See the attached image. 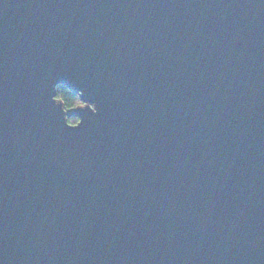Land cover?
<instances>
[{
  "label": "water",
  "instance_id": "1",
  "mask_svg": "<svg viewBox=\"0 0 264 264\" xmlns=\"http://www.w3.org/2000/svg\"><path fill=\"white\" fill-rule=\"evenodd\" d=\"M0 264H264V0H0Z\"/></svg>",
  "mask_w": 264,
  "mask_h": 264
},
{
  "label": "trees",
  "instance_id": "2",
  "mask_svg": "<svg viewBox=\"0 0 264 264\" xmlns=\"http://www.w3.org/2000/svg\"><path fill=\"white\" fill-rule=\"evenodd\" d=\"M57 87L59 90H57ZM56 87V94H58V98H60L63 101L64 107L68 108L71 106H75L80 103V99L78 95L69 90L68 88L60 85ZM68 122L74 123L76 121V118L74 116L68 117Z\"/></svg>",
  "mask_w": 264,
  "mask_h": 264
},
{
  "label": "clouds",
  "instance_id": "3",
  "mask_svg": "<svg viewBox=\"0 0 264 264\" xmlns=\"http://www.w3.org/2000/svg\"><path fill=\"white\" fill-rule=\"evenodd\" d=\"M57 86H59V87H60V85H59V84H57V85H56V87H57ZM60 88H61V87H60ZM57 90H59V89H58V87H57ZM57 98H58V94L55 96V100H57Z\"/></svg>",
  "mask_w": 264,
  "mask_h": 264
}]
</instances>
